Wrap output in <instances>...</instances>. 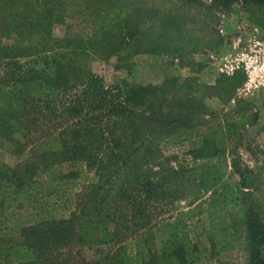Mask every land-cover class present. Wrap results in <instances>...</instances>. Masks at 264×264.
Here are the masks:
<instances>
[{"label":"trees","instance_id":"trees-1","mask_svg":"<svg viewBox=\"0 0 264 264\" xmlns=\"http://www.w3.org/2000/svg\"><path fill=\"white\" fill-rule=\"evenodd\" d=\"M175 1V18L201 23L199 0ZM239 3L264 31V0H211L205 14ZM172 24L151 25L148 40L176 43L169 52L217 49L218 33L208 24L199 27L201 36L191 29L182 38V26ZM89 42L50 41L54 49L16 67L26 87L20 113L4 116L18 94L14 87L0 104V145L12 141L19 152L33 144L37 154L0 185L7 190L0 199V264H233L234 224L245 230L247 264H264V181L232 160L240 178L234 183L227 166L234 128L245 125L249 108L248 99L231 104L242 71L219 74L213 86L184 83L195 94L213 91L234 113L225 115L226 124L178 134L171 131L186 115L172 111V81L107 87L88 66ZM93 246L107 251L86 261L80 251Z\"/></svg>","mask_w":264,"mask_h":264},{"label":"rangeland","instance_id":"rangeland-1","mask_svg":"<svg viewBox=\"0 0 264 264\" xmlns=\"http://www.w3.org/2000/svg\"><path fill=\"white\" fill-rule=\"evenodd\" d=\"M176 3L175 0H0V104L6 92L12 95L10 91L13 87L19 97L17 100V96L13 95L12 108L4 116L12 118L14 111L20 113L22 99L26 97V87L17 82L14 75L17 66L26 63L36 53L54 49L50 41L72 42L76 39L85 43L90 39L85 46L89 53L87 63L92 72L102 78L105 86L113 87L127 82L157 87L165 80L172 81L169 85L172 111L176 116L185 114L186 120L171 132L182 134L190 126L210 125L215 121L226 124L225 115L234 113L232 105H222L211 90L199 95L192 92L191 86L188 89L183 85L194 81L213 86L219 75L221 59L232 51V42L239 37L247 41L256 26L248 20L245 7L240 3L228 10H211L205 14L211 0H199L202 14L201 23L197 26L192 21H182L180 16L174 17L171 12L177 7ZM120 8L127 11L121 15L118 11ZM158 23H179L182 28L178 37L181 38L191 29L199 31L201 36L199 27L208 24L218 33L219 45L215 51L202 49L196 54L189 53L190 48L186 46L176 47L175 51L169 52L176 43L170 46L161 41L151 43L147 38V29ZM218 31H222V34ZM259 31L264 37V31ZM96 33L100 34L96 36ZM152 49L156 51L151 52ZM24 75L21 77L23 80L26 79ZM248 104L245 125L234 128L227 157L229 177L234 183L239 182L240 178L232 167V160L239 169L250 170L264 181V87L248 98ZM35 115H39V112ZM232 120L238 123L240 118ZM15 138L23 142L16 134ZM15 149L17 147L12 141L0 145V172L7 173L0 177V185L7 184L9 170L36 160L33 144L25 151L16 152ZM170 165L175 167L174 162ZM6 195L7 190H0V199ZM231 213L234 215V210ZM234 227L238 247L232 255V262L247 264L245 230L239 224H234ZM103 251H107V247L93 246L80 252L83 259L89 261L96 259Z\"/></svg>","mask_w":264,"mask_h":264},{"label":"built area","instance_id":"built-area-1","mask_svg":"<svg viewBox=\"0 0 264 264\" xmlns=\"http://www.w3.org/2000/svg\"><path fill=\"white\" fill-rule=\"evenodd\" d=\"M253 33L244 41L242 37L232 42V51L226 54L219 67V74L232 76L237 71H242L244 81L236 90V99H248L264 87V37L258 28H253ZM222 34V31H218Z\"/></svg>","mask_w":264,"mask_h":264}]
</instances>
